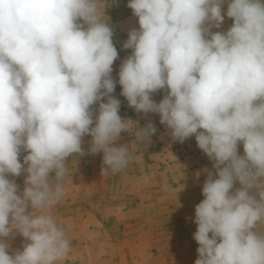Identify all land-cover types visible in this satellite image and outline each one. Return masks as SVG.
I'll use <instances>...</instances> for the list:
<instances>
[{
	"label": "clouds",
	"instance_id": "1",
	"mask_svg": "<svg viewBox=\"0 0 264 264\" xmlns=\"http://www.w3.org/2000/svg\"><path fill=\"white\" fill-rule=\"evenodd\" d=\"M223 2L129 0L139 29L123 44L132 54L118 83L129 107L159 114L175 141L195 135L213 161L218 178L208 172L195 206V264H264L257 231L264 224V0H230L232 26L210 32L206 24L224 21ZM100 7L101 0H0V264H57L69 253L65 229L49 213L65 196L66 159L84 154V136L92 137L91 153H103L102 175L132 158L128 146H115L131 121L111 95L118 51ZM162 89L157 103L152 94ZM156 131L149 122L137 138L150 142ZM22 172L19 192L8 176ZM16 233L28 242L9 255L4 238Z\"/></svg>",
	"mask_w": 264,
	"mask_h": 264
},
{
	"label": "rangeland",
	"instance_id": "2",
	"mask_svg": "<svg viewBox=\"0 0 264 264\" xmlns=\"http://www.w3.org/2000/svg\"><path fill=\"white\" fill-rule=\"evenodd\" d=\"M128 2L129 0H101L99 13L101 20L112 28V41L118 51V58L112 66L111 75L116 86L111 95L120 101L121 118L131 121V132H122L115 144L125 137L133 138L138 152L161 149V156L158 157L164 159L163 180L158 183L151 178L128 176V180L124 181L126 172L141 171L134 167L133 162L128 167L132 160L120 172L112 174L114 178L110 180L111 172L101 174L102 168L106 167L103 164V153H91L89 149L92 137L84 136L81 145L84 154H73L66 159V174L62 181L65 196L49 213L65 229L66 238L70 242L69 253L57 264H117L109 259L111 251L113 254L118 251L120 257L121 254L127 255L129 261L121 264H184L181 261L189 255H198L195 246H192L191 251L180 250L182 257L173 259L172 255L177 247L172 243L176 238L185 244L193 242V234L197 230L194 222L195 206L204 199L202 187L207 178L205 174L215 172L213 161L206 157L207 165H203L205 153L198 148L195 135L182 143L173 140L171 129L160 123L159 114L137 112L128 106L127 99L121 95L122 86L118 83L120 65L132 54V49H124L123 44L128 39L130 30L139 29L138 17L127 7ZM229 2L230 0H224L221 5L224 21L220 27L205 25L210 28V32H226L232 26L233 19L226 15ZM166 94L167 89L158 90L152 94V99L159 103ZM101 102H106V98ZM92 111L95 117L98 114V104L92 106ZM149 122L155 125L157 131L150 137V142L140 143L137 129L144 128ZM128 142L130 143L129 140ZM27 154L21 149L19 158L22 163ZM199 167H204V170L191 172L193 179L185 174L184 168L190 171ZM156 168L153 166L150 171L156 173ZM26 175L22 172L19 177L8 176L10 180H15L19 192L23 191ZM51 175L54 176V173ZM126 210L130 212L126 213ZM141 215H145V218L140 219ZM144 229L147 231L143 233ZM139 232L143 234L141 239L134 236ZM260 233H264V227ZM153 237L160 242L156 248L147 242H151ZM4 239L9 245V255L22 251L28 242L19 233ZM140 240L143 243L139 244ZM192 245H195L194 242ZM146 260L149 263H145Z\"/></svg>",
	"mask_w": 264,
	"mask_h": 264
},
{
	"label": "crops",
	"instance_id": "3",
	"mask_svg": "<svg viewBox=\"0 0 264 264\" xmlns=\"http://www.w3.org/2000/svg\"><path fill=\"white\" fill-rule=\"evenodd\" d=\"M128 140L130 141V143L128 142ZM120 145H126L128 146V150H129V153L131 155V165H129L128 167H131L132 166V162H133V165L134 167H137L138 169H140L141 171H135V172H126L123 176V180H128V176L129 178H151L152 180H156L158 183H160L161 180H163V176H164V173H163V170H162V167L164 166V163H163V158L161 157H158V156H161V149L158 150L157 148L154 150V152H138L139 149H135L136 148V144L135 142L133 141V138H130V139H126L125 137H122V141L118 142L115 144V146H120ZM144 148H147L146 146ZM145 151V150H144ZM238 154L239 155H244V151H243V144L242 143H238ZM207 155L205 154L203 156V165L206 166L207 165V162H205V159H206ZM154 167H157L156 168V173L154 172H151L150 170ZM160 169V170H159ZM130 170V169H129ZM204 170V167H199V168H193L191 169L190 171L187 170V168H184V171H185V174H187V176H189V178L193 179L192 176H191V172H200ZM111 176L109 177L110 180H113L114 176L112 175V173L110 174ZM205 176H207V173L205 174ZM213 178H218L216 177L215 175V172L213 173ZM188 179V178H187ZM189 180V179H188ZM240 187V184L239 182H236V184L234 185V189L233 191H235L236 188H239ZM203 196V195H202ZM204 198V197H203ZM130 210H126V213H129ZM189 212V211H188ZM190 213V212H189ZM91 213H89L90 215ZM94 216H96L94 214ZM175 217V216H174ZM178 217V216H177ZM145 218V215H141L140 216V219H144ZM85 219V218H83ZM264 227V224H260L258 225L257 227V231L260 232L261 228ZM147 230H143L142 232H146ZM142 232H139L138 234L134 235L136 238H140L141 239V235ZM151 242L147 241L148 243H150L151 246H153V248H156V246L158 244H160L159 242V239L156 238V237H153L150 239ZM129 241V240H128ZM127 241V242H128ZM194 242L195 245H192V243ZM193 242H189V243H181L179 241V239H175V241H173L172 245H175L177 247V251L174 252V254L172 255V258L174 259H177L179 256H181V253H180V250L181 252L183 251V249H187V252L191 251V248L192 246H195V251H197V248L199 247L198 243L194 240L193 238ZM143 243L142 240L139 241V244ZM154 253V251H153ZM111 254V258H109L110 260H113L114 262H116L117 264H121V263H124L125 261H129V259H127V255H124V254H121L122 256L120 257L119 256V253L118 251H116L114 254L113 252L111 251L110 252ZM158 257V255H157ZM198 258V255H194V257H192V255H189L186 259L182 260L181 262H183L184 264H195V260ZM148 260V259H147ZM145 263H149V261H147ZM150 263H152V261L150 260ZM158 264V263H156Z\"/></svg>",
	"mask_w": 264,
	"mask_h": 264
}]
</instances>
